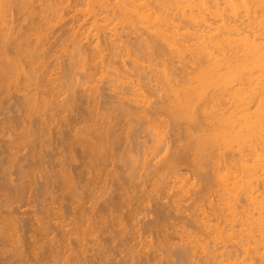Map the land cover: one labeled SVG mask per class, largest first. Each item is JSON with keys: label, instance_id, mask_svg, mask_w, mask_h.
<instances>
[{"label": "bare ground", "instance_id": "obj_1", "mask_svg": "<svg viewBox=\"0 0 264 264\" xmlns=\"http://www.w3.org/2000/svg\"><path fill=\"white\" fill-rule=\"evenodd\" d=\"M76 1L0 0V96L10 98L12 95H7L11 94V89L20 91L21 94L25 93L22 96L19 93L12 96L17 100L11 97L13 99L11 102L14 105L10 106L14 109L12 107H10L11 109L7 108V106L5 109H10L11 113L14 111L15 117L11 115L12 118L10 116L7 118L6 115L5 120H8L1 122L2 125L7 122L14 132H16L15 129L19 131L17 128H22V131H20L21 134L12 132L14 134L12 137L15 138L16 136L15 140L13 138L9 139L8 142L4 140L6 146L4 149H2L3 147L0 148L3 150L0 151V210L4 207L11 210L12 207L18 205L14 207L11 213L2 209V213L6 211V217H1L3 222L1 225L4 226L0 227V264H70L71 262L72 264H104L105 261L109 263L107 262L109 260L106 259L110 257L104 243L100 242V245H96L94 240V245L97 247L89 250L88 242L85 241L88 240V234H90L89 238L91 236L97 238L94 235L109 230L107 224H104L106 221L104 219L108 217L105 218L108 214L106 209H111L114 205L110 204L109 206L108 200L106 206L108 204L109 207H105L102 202L105 210L104 208L101 210L102 205H99L100 212L97 209L96 211L101 213L104 210L103 212L107 214L104 213L103 215L102 212L101 214L97 213L99 214L97 215L94 213L96 215L92 216V211L88 214L89 210L85 209L86 202L82 201H86L94 190L99 189L97 186L99 187L100 184L94 185L96 181H100L97 175L105 174L103 171L106 169L109 171V162L117 165L116 161L122 159V163L125 162L122 167L124 169L126 165L127 169L125 167L124 170L121 168L120 170L124 172L129 169L131 178L132 176L136 177L134 167L143 158L145 167L148 164L151 167L152 163L156 162L152 165L157 178V182L153 180L155 181V193L162 196L164 191L169 189L170 184L172 191L174 193L176 191L174 200L173 198L171 200L170 197L174 209H176L175 206L179 208L181 202L189 200L187 197L190 188L192 190L194 187L190 186L192 179L190 177L188 179V175L184 177V173L182 174V167H188L190 172L194 171L196 178L200 179V185H202L201 188H196L199 183L195 185L198 192L201 190L199 198H197L198 195L195 196L196 199L193 197L195 200L191 206L195 212H193L194 215L192 214L193 217L190 215L192 218L189 219L191 220H188L190 227L184 224L181 244L177 243L176 246H172L168 241L175 239L173 236L174 238L172 237L167 241V249L165 247L163 249L165 252L161 250L167 256L164 264H225L226 262L227 264H264V0H80L81 3L79 0ZM67 11L68 14L69 11L73 12V22L70 21L73 26L68 29L70 35L65 34L66 38L67 36L69 38L66 39L64 36L66 41L64 43L62 40L60 41L66 44L65 46L61 45L65 49L61 51L63 52L62 55L65 56L62 57L66 60L58 61L66 63L64 66L62 64L63 69L58 67V69L63 70L62 73L58 74L59 79H51L53 77L48 75V71L53 69V73L50 72L54 76V72L58 71L55 63L58 66L61 64L56 61L55 63L51 62L53 67H56L54 70L52 65L45 61L46 58L50 60L53 57L48 55L52 51L47 48L55 38L51 39L50 30L48 31L46 28L54 29L57 28L55 27L57 26L56 23L63 24L66 20L64 13ZM17 17H20L21 23L19 24H17L19 22L16 20ZM25 22L26 24L23 25ZM44 30L49 33L47 37L51 40L50 42L45 35L47 32L45 33ZM57 39L60 40L61 38L58 37ZM45 40L47 43L49 42L47 45ZM51 45L57 47L55 44ZM52 46L49 47L52 48ZM57 48L55 49L57 50ZM54 52V57L61 56H56ZM43 55L49 57L44 58ZM41 58L50 65V69H47L49 68L48 64L42 62ZM42 63L46 64L47 67L43 66ZM45 70L47 75H43ZM38 72L42 74L41 77ZM49 76L50 79H48ZM47 79L48 81H46ZM99 83H102L104 87L101 84L102 88H100ZM42 88L43 91H40ZM78 91H82L84 96L81 92L79 95ZM101 91L103 93L110 92L112 95L110 93L109 95L103 94ZM104 95L109 98L104 97ZM61 96L65 97L64 100ZM80 96L83 97L77 99ZM103 97L107 99L104 100ZM4 98L2 100L7 101ZM100 98L104 100V103L100 102ZM111 98L115 100L113 101ZM59 99L60 101H58ZM2 100L0 99L1 110L4 107ZM15 101H17L16 104ZM7 102L11 104L10 100ZM97 102L103 103L102 107H105L104 105L106 107L98 109L100 104ZM54 107L55 109L57 107L61 112L62 110L66 112L69 109L70 112L73 110L74 114L75 108L81 109V112L78 113L77 109L78 114L75 112L74 115L76 117L73 120L74 116L68 118L67 130H64L62 125L65 126V122L57 126L59 122H55L54 116L48 118L49 121L46 120V112L54 110ZM19 112L20 115H18ZM34 119L36 120L33 121ZM70 120L72 121L69 122ZM99 120L104 122L100 125L99 122L101 121ZM124 120L127 123H124ZM134 123L140 125L141 132L138 127L137 130H135L136 127L133 128ZM52 126L54 129L61 127L59 130L53 131ZM1 129L3 128L0 127ZM4 129L7 131L5 126ZM11 129H9L10 132ZM51 129L54 135L51 133ZM143 132L147 133L149 137L144 136L145 140L149 139L147 146H150H145L146 148H144V143H142L143 147L141 145L143 139L141 133L144 134ZM170 132L173 137L174 134L177 135L176 137L179 136V141L178 138L175 141L179 142L180 146L177 145L179 146L177 148L175 144L174 146L177 148L175 150H171L172 148L168 147L169 144L166 145L171 143L170 140L167 141L168 138L166 140ZM51 135L53 136L51 137ZM55 135L57 137L56 143H58L53 146L51 142ZM138 136L142 139L137 138ZM18 137L21 141L27 140L31 144L28 148L30 152L25 153L24 156L21 155V152V156L16 154L19 148L15 146L17 145L15 143L19 142ZM42 138H46L47 142L42 141ZM130 138L133 140L131 141ZM136 138L140 140L137 145L135 143L136 147L141 145L145 150H141L142 148L138 146V150L134 151L133 142ZM126 139V142L131 141L130 145H133L134 148H131L129 143L125 144L124 140ZM16 140L17 142H15ZM53 143L55 145L54 141ZM145 143L147 144V142ZM122 144L130 150H127L128 152L122 150L125 148ZM75 146H78L82 152L76 151V153ZM14 147H17L15 154H13ZM46 147L49 151L52 147L54 148L52 151L46 152ZM144 151H146L145 154ZM42 153H46L49 160H46L47 163L45 161V165L48 164L46 166H51V168L53 166L52 169H55L54 166H58L61 169V171L58 170L60 171L59 175H55L56 181L60 182L57 187L55 186L57 183L54 184L55 179H51L52 175L50 176L53 170H49L50 174L47 175L49 168H44L47 171L44 174L45 177L42 176L44 172L42 168L43 172L39 173L38 168L40 169L42 166L40 162L44 163L43 160L46 159L42 158L43 160H41ZM73 153H79V158L85 160L83 163L85 167L90 168L91 174L93 171H96V174L98 171L100 172L97 175L94 174L98 180L92 176V179L94 177L96 180L94 182L84 176L81 170V172L77 171L78 167L75 168L76 171L72 169L76 172V174L73 173L74 178L72 177L71 170L68 169H71V162L73 165V161L78 158L75 154L77 157L75 159ZM117 153H123V155L126 153V155H121V159L120 157L118 159ZM39 155L41 161H37ZM141 155L144 157L142 158ZM115 157L117 160L114 162L112 159ZM69 161L70 164L68 165ZM117 162L120 163L121 161ZM150 162L152 163L150 164ZM83 163L82 165H84ZM38 164L41 166L38 167ZM111 165L109 163V167ZM115 165L114 167H116ZM142 168L145 173L149 167L147 169ZM87 169L84 168L83 171ZM35 170L43 177L42 181L39 178L41 183L39 180L37 181L36 174L38 173ZM116 171L113 170V172ZM89 173L86 172L87 175H90ZM109 174H112L111 171L105 176L109 177ZM116 174L118 172L114 175ZM150 176L153 175L150 173ZM84 177L89 179L86 184L84 181L88 179ZM102 179L103 183L107 181ZM82 183L84 185H81ZM192 184L194 183L192 182ZM93 186H96V189H93L95 188ZM122 186H126V184ZM109 188H105L107 192ZM65 189L67 190L65 192L69 194L67 199ZM79 189L81 191L86 189V193L92 192L91 189H93V192L87 194L86 200H83L86 193L82 191V197L84 195L82 198ZM119 189L121 194L118 196L115 193L121 202L123 196L129 192L126 193L127 190ZM55 190L56 192H54ZM123 191H126V194ZM102 194L97 196L94 192L97 197H103ZM207 194H215L212 197L216 198V201L211 195V199L208 198L209 195L206 197ZM94 195H91V200L95 197ZM120 197H123L122 200ZM114 198L116 199L115 196ZM126 198L124 199L125 206L129 197ZM68 199L71 203V199H73L74 204L72 205H77V208L74 207L75 211L71 209L73 208L71 204H69V206L71 205L70 208L66 206L64 201H68ZM205 202H207L206 204L209 203L211 212H208L211 214L207 213L206 209L203 212ZM109 203L112 202L109 201ZM95 204H97L96 200L95 203L92 202L93 206ZM53 205L56 206L55 209ZM140 205L142 206L141 203ZM33 206L39 207L37 209L39 214L43 212L48 216L46 218L56 215L58 221H53L55 224H52V220L50 222L49 219L50 223L45 224L41 221L44 218L41 217V219L39 218V226L29 231L32 223H28L30 221L35 222L30 219L31 216L26 214L29 220L25 219V221L24 218L20 221L21 216L17 217L18 221L14 214H23L22 216H24L26 210L19 213L20 209L18 208L28 207L29 209ZM164 206H160L158 211L155 209L158 217L150 223V226L156 230L154 235H157V232L160 234L163 232L164 226L169 224L166 222L168 220L171 222L170 218L175 221L173 217V213L176 215L175 212L172 211L171 217L168 214L171 210L169 212L167 210V213L165 207L168 208V206ZM132 207L134 208V206ZM115 209L114 211H116ZM29 210L26 213L29 214ZM129 211L131 210L129 209ZM136 212H131V214ZM129 213L125 215H129ZM32 214L38 216L36 210H33ZM112 214L114 212L110 215L113 220L117 218L112 217ZM131 214L130 216L133 218ZM121 215L119 216L121 217ZM125 219L127 220V218ZM128 219H130L129 216ZM176 219L179 220V218ZM100 225L108 230H104ZM186 226L189 229H186ZM140 227V230L144 229L142 226ZM177 227L180 228L181 226ZM174 229L176 228L174 227ZM104 232L103 234H106ZM129 232L131 233V231ZM112 234L116 233L109 235ZM159 235L156 238H159ZM164 238H166L165 235ZM102 239L109 240L108 236L107 239L102 236ZM110 240L114 241L113 238ZM229 242L236 245L234 247L232 244V248L234 250L236 248L235 252L234 250L227 251L229 250L227 247H231L230 244V246L226 244ZM162 244L159 242L157 247L161 249L166 243ZM156 245L158 244L156 243ZM8 246L12 250L7 249ZM127 246H123V249ZM134 249H131V252ZM9 250L13 254L9 252V255ZM109 250H113V248ZM156 250L153 251L157 254ZM88 252H91L92 255L88 256ZM112 252L110 253L111 256ZM140 252L141 255L148 254L146 255L147 259H145V255H142V258L141 255H138L142 259V264L145 261L150 263L148 256L153 257V254L145 253L142 250ZM116 254L118 253L115 252ZM136 256L137 254L134 256L135 259ZM138 256L137 258H139ZM240 257L243 259L238 263ZM154 258H152L153 261H155ZM139 259L137 260L139 261Z\"/></svg>", "mask_w": 264, "mask_h": 264}, {"label": "rangeland", "instance_id": "obj_2", "mask_svg": "<svg viewBox=\"0 0 264 264\" xmlns=\"http://www.w3.org/2000/svg\"><path fill=\"white\" fill-rule=\"evenodd\" d=\"M73 2H74V1H73ZM75 2H77V1L75 0ZM79 2L81 3L80 0H79ZM79 2H78V3H79ZM78 3H77V4H78ZM74 4H75V3H74ZM70 13H72V14H70ZM64 14H66V17H65L66 20H65V22H64L63 24H61V23L57 24V23H56L57 26H55V27H57V28H54V29L51 28L52 30H51L50 28H49V29L46 28L48 31L50 30L49 33H50V35H52V36H51V37H52L51 39H53V37H55L54 40H52V42H54V41L56 40V41H55L56 43H55V42H54V43L50 42L51 40L49 39V37H47V34H49V33H48L47 31H45L46 29L44 30L45 33L47 32L46 34H45L44 31H43V33H44V34L46 35V37L49 39V40L47 39V40L50 42V45H49V46H52L51 44H55V45L58 47V48H57V47H55V46L53 45L55 48H57V50H56L53 46H52V48L49 47V46H48V48L46 47L47 49H51V51H52V52L50 53L51 55H50V54H48V55H49L50 57H51V56L54 57V54H53L54 51H55L54 53L56 54V56L61 55V56H58V58H60V59H58L57 57H54V58H56V59H58V60L54 59L53 57L50 58L51 61H50L48 58L45 59V61H47L50 65H52L51 67L54 68V70H56V69H55L56 67H57V69H58V67H60V69H63V66H64L65 63H66L65 61H64L65 63H61V62H58V61H60L61 59H62V60L64 59V58L62 57V56H64V55H62L63 52H61L62 49L65 50L62 46H65V45H66V44H63L64 41H66V40H64V36H65V38H66V35H68V34L70 33V31H69L68 29L71 28L70 26H73V25L71 24V23L73 22V19H72V17L74 16V15H73V12H70V11H69V14H68V11H67V13L65 12ZM64 16H65V15H64ZM15 17H16V15H15ZM19 19H20V17H17L16 20H19ZM71 20H72V22L70 23ZM16 22H17V21H16ZM19 23H21L20 20H19V22H17V24H19ZM69 23H70V24H69ZM25 24H26V22L23 23V25H25ZM66 24H68V25H66ZM65 25H66V26H65ZM52 31H53V32H52ZM67 31H69V32H67ZM52 33H53V34H52ZM67 33H68V34H67ZM65 34H66V35H65ZM45 35H44V36H45ZM69 35H70V34H69ZM58 37H60L61 39H60V40L57 39ZM67 38H69V36H67ZM67 38H66V39H67ZM47 40H45L46 42L44 41L46 45L49 43V42L47 43ZM61 40L63 41V43L60 42ZM57 42H58V43H57ZM59 43H60V44H59ZM61 45H62V46H61ZM53 48H54V49H53ZM52 49H53L54 51H53ZM58 49H60V50H58ZM49 51H50V50H49ZM56 51H60V52H56ZM60 53H61V54H60ZM48 55H47V56H46V55H43L42 57H44V58H45V57H49ZM64 57H65V56H64ZM0 59H1V58H0ZM41 59H42V58H41ZM47 59H48V60H47ZM53 59H54V62L52 61ZM64 60H66V58H65ZM45 61H44V59H42V62H45ZM55 61H56L57 63H60L61 65L58 66V64H56ZM47 62H45V63H47ZM51 62H52V63H55V66H56V65H57V66H56V67H55V66L53 67V64H51ZM48 63H47V64H48ZM49 64L47 65L48 67L50 66ZM62 64H63V66H62ZM42 65L45 66V67H47L46 64H43V63H42ZM42 65H41V66H42ZM43 68H44V67H43ZM45 69H46V68H45ZM47 69H50V67L47 68ZM60 69H58V71L56 70L57 73L54 72V76L52 75V73H53V72H52L53 69H50V71H51L52 73H51L50 71H48V75H50L51 77H53V78H51V79H55V78L59 79V78H58V77H59L58 74L62 73V71H63V70H60ZM40 70H41V69H40ZM41 71H42V70H41ZM41 71H40V72H41ZM49 72H50L51 74H50ZM41 73H42V72H41ZM41 73H40V74H41ZM46 73H47V71L45 70V73H44L43 75H47ZM38 74H39V72H38ZM40 74H39V75H40ZM41 76H42V74L40 75V77H41ZM50 76H49L48 79H50ZM48 79H47L46 81H48ZM57 79H56V80H57ZM40 80H41V79H40ZM50 81H51V80H50ZM52 81H54V80H52ZM51 83H52V82H51ZM101 84H102V83H101ZM101 84L99 83L98 86H99L100 88L104 87L103 84H102V87H101ZM40 85H41V84H40ZM104 85H105V83H104ZM38 89H39V88H38ZM78 90H80V89H78ZM101 90H102V89H101ZM103 90L105 91V89H103ZM16 91H17V90H16ZM16 91H15L14 89H11V90H10L11 94L9 93V95H7V96H10V95L15 96V95H18V93H19L20 96H22L23 94H25L24 92L21 94L20 91H19V92H18V91L16 92ZM40 91H43V88H42ZM80 92H81V94L84 96V94L82 93V91H80ZM80 92L78 91V94H79ZM101 92H102V91H101ZM13 93H14V94H13ZM15 93H17V94H15ZM102 93H103V92H102ZM104 93H105V92H104ZM104 93H103V94H104ZM109 93H110V92H109ZM109 93L106 92L105 94H108V95H109ZM76 94H77V93H76ZM81 94H79V95H81ZM110 94L112 95V93H110ZM12 96H11V97H12ZM64 96H67V95H64ZM64 96H61L63 100H64V98H65ZM76 96H77V95H76ZM83 96H82V97H83ZM1 97L4 98L5 96H0V99L2 100L3 98H1ZM11 97H10V98H9V97H8V98L5 97L4 99H6L7 101L10 100V102H11V100H12V102H13V99H16V98H13V97H12V98H13V99H12ZM82 97L80 96V97L77 98V99H80V98H82ZM104 97H107V96L104 95ZM104 97H103V98H104ZM110 97H111V96H110ZM107 98H109V97H107ZM107 98H106V99H107ZM60 99H61V98H60ZM60 99H59L58 101H60ZM62 99H61V101H62ZM83 99H85V98H83ZM106 99L104 98V100H106ZM16 100H17V99H16ZM104 100H102V99L100 98V102L102 101V102L104 103ZM108 100H109V99H108ZM111 100L114 101L115 99H112V98H111ZM7 101L2 100V102H4V103H3V104H4V107H3V109H2L3 111L0 109V124H1V125L3 124V123H1V122H3V120H5L6 115H7V118H9L8 116L11 117V115L15 117V112L12 110L13 113H11V110H10V109H11L10 107H12V106H10V105H14V103L11 102V104H10V103H8ZM78 101H79V100H78ZM81 101H82V100H81ZM153 101H154V99H153ZM155 101H156V100H155ZM6 102H7L8 104H7ZM79 102H80V101H79ZM16 103H17V101H15V104H16ZM97 103L100 104L99 102H97ZM103 103H101V104L99 105V107H98V104H97L98 109H99L100 107L103 108V109L106 107V105H104L105 107H102V106H103ZM8 105H9V107H8ZM2 106H3V105H2ZM2 106H1V107H2ZM6 106H7V108H10V109H8V110L5 109ZM77 107H78V106H77ZM12 108L14 109V107H12ZM49 109H51V108H49ZM56 109H57V107H56ZM56 109H55V107H54V110H55V111H54V110H49V111H51L52 113H51V112L49 113V111L46 112V113H47L46 120H47L48 118H51V117L53 118V116H54V120H55V122H56V121L59 122V124L57 123V126L60 125L62 122H65V123H66L65 126H64V124H63V125L61 124V125H62V129H64V130H67L66 125H67L68 120H69L68 118H72V116L75 115V112H76V114H78V113L81 112V111H80L81 109H78V108H75L76 110L78 109V110H77L78 113H77V111L75 110V111H74V114H73V110H71V112H72V113H71L69 109H68L67 111L65 110L66 112H64V110H62V112H61V110H58V109H57V111H56ZM4 110H5V112H4ZM6 110H7V111H6ZM47 110H48V109H47ZM101 110H102V109H101ZM101 110H99V112H101ZM9 111H10V112H9ZM53 111H54L55 113H54ZM58 111H60V112H58ZM79 111H80V112H79ZM8 112H9V113H8ZM63 112H64V113H63ZM67 112H69V113H67ZM6 113H7V114H6ZM61 113H62V114H61ZM17 114H18V113H16V115H17ZM51 114H53V115L51 116ZM18 115H20V112H19ZM18 115H17V116H18ZM21 115H22V114H21ZM48 115H49V117H48ZM70 115H71V117H70ZM55 116H56V117H55ZM61 116H62V117H61ZM14 117H13V118H14ZM36 117H37V116H36ZM36 117H35V118H36ZM75 117H76V116H74V117L72 118V120H73ZM11 118H12V117H11ZM37 118H38V117H37ZM63 118H64V119H63ZM7 120H8V119H7ZM7 120H5V121H7ZM35 120H36V119H34L33 121H35ZM37 120H38V119H37ZM49 120H50V119H48L47 121H49ZM62 120H63V121H62ZM64 120H65V121H64ZM66 120H67V121H66ZM72 120H70L69 122H71ZM127 120H128V119H127ZM129 120H130V119H129ZM99 121H101V122H99V124H100V123L102 124V122H104V121H102V120H99ZM125 122H126V121L124 120V123H125ZM6 123H7V122H6ZM6 123H4L5 125H2L3 127L0 125V127L3 128V129L0 130V132L3 130V131L0 133V141H1L0 144H1V145H2V144L4 145V146H3V145H2V146L0 145V148L3 147L2 149H4V147L6 146L5 143H4L6 140H7V142H8L9 139L13 138V139L15 140V138H16V136H15V138L12 137V135L14 136V134H12V132H14V131H12V129L10 128L11 126H8V125H9L8 123H7V126H6ZM126 123H127V122H126ZM101 124H100V125H101ZM134 124H135V123H134ZM134 124H133V128L135 129V127H136L135 130H137V127H138V130L141 128L140 125H137V124L134 125ZM136 125H137V126H136ZM4 126L7 128V131H8L9 129H11V132H10V130L7 132V131L4 129ZM54 126H55V125H54ZM54 126L51 127V128L53 129V131H55V129H56V128L54 129ZM57 126H56V127H57ZM8 127H9V129H8ZM60 127H61V126H60ZM60 127H57V129L59 130ZM123 127H124V126H123ZM17 129H18L19 131H17L16 129H15V131H16L17 133H20V134H21L20 131H22V128H17ZM52 129H51V133L54 135ZM57 129H56V130H57ZM122 130H123V129H122ZM131 130H133V129H131ZM9 132L11 133V136H10V133H9ZM16 132H14V133H16ZM56 132H57V131H56ZM125 132H126V131H125ZM140 132H141V129H140ZM143 133H144V134L141 133V135H143V136H141V135L139 134L141 137H143V139H142L140 136H138L137 138H140V140L142 139V140H141V145H142V147H143V144H142V143H144V144H145V145H144V148H146V147H149V146H150V145L147 146V145H148V140H149V139H148V140H145V139H144V136H146L147 133H145V132H143ZM55 134H56V133H55ZM73 134H74V133H73ZM53 135H51V137H52ZM174 135H175V136L173 137V135H172L171 132H170V134L167 135L168 137H166V140H167V138H168V140H167L168 142H169V140L171 141V143L169 142V143L166 144V145L169 144L168 147H169V148L171 147V148H172L171 150H175V148H176L175 146H177V145L180 144L179 142H176V141H175V139L177 140V138H178V141H179V136L176 137L177 135H176V134H174ZM17 136H18V135H17ZM169 136H170V137H169ZM55 137H56V135H55V136L53 137V139H52V140L55 142V145H54L53 141L51 142L53 146H56V144L58 143V142L56 143L57 140H55V139H57V137H56V138H55ZM147 137H148V135H147ZM18 138H19V137H18ZM137 138H136V139L134 140V142H133V145L135 146V148H134L133 145H132V146L130 145V142L133 140V139L131 140V138H130V140H131L130 142H129V140H128V142H126L127 139L124 140V141H125V144L127 145V143H129L130 147H131V148H134V151H135V150L137 151V150H138V148H137L138 146H139L140 148H142L141 145H138V146L136 147L137 143H138V142L140 143V140H138ZM148 138H149V137H148ZM171 138H172V139H171ZM43 139H44V138H42V141H46V140H47L46 138H45L44 140H43ZM146 139H147V138H146ZM2 140H3V141H2ZM4 140H5V141H4ZM18 140H19L20 143L17 142V140H16L15 142H17V143H15V144H17V145H15V146H17V147H19V148L17 149V147H16V148L14 147L15 149H14V150L12 149L14 152H13V151H12V152H13V154H15V153H16V149H17V153H16V154H17L18 156H21V155L23 154V156H24L25 153L27 154L28 152H30V151H29L30 149H28V148H30V145H31V144H30V142L27 141V140H22V141H21L20 138H19ZM136 140H138V141L136 142ZM12 141H13V140H12ZM26 141H27V142H26ZM124 141H123V143H124ZM167 141H166V142H167ZM174 141H175L176 143H175ZM28 142H29V143H28ZM46 142H47V141H46ZM145 142H147V144H146ZM135 143H136V145H135ZM18 144H20V145H18ZM27 144H28V146H27ZM131 144H132V143H131ZM175 144H176V145H175ZM48 145H49V144H48ZM48 145H47V146H48ZM76 145H77V144H76ZM122 145H123V144H122ZM126 145H123V147L125 146L126 149H125V148H122V150L124 149L125 152H128L130 149L128 150ZM129 145H128V147H129ZM174 145H175V146H174ZM145 146H146V147H145ZM179 146H180V145H179ZM179 146H177V148H178ZM75 147H76V146H75ZM75 147H74V149H77V150H75V152H76V151H77V152H82V151H80V149L78 148V146H77L76 148H75ZM20 148H22V149L20 150ZM53 148H54V147H52V148L50 149V151H52ZM80 148L82 149L81 145H80ZM140 148H139V149H140ZM173 148H174V149H173ZM177 148H176V149H177ZM2 149H0V151H1ZM45 149H46V152H50V151L48 150V147H46ZM45 149H44V151H45ZM19 150H20V151H19ZM127 150H128V151H127ZM141 150H145V149L142 148ZM141 150H139V151H141ZM2 151H3V150H2ZM61 151H62V149L60 150V152H61ZM73 151H74V150H73ZM20 152H21V155H20ZM77 152H76V153H77ZM145 152H146V151H144V154H145ZM10 153H11V152H10ZM18 153H19V154H18ZM76 153H73V156L75 157V159L78 157V158L76 159L77 162H76V160L73 161V165H71L72 162H71V164H70V161L68 162V165L70 164V168H71V169H68V170H69V171L71 170L70 172L72 173V174H71L72 177L74 178V174H73V173L76 174V172H74V170H72V169H75V168L78 167V168H80V169L77 168V171L79 170L78 172H81V171H82V173H83L84 176H87L88 178H90L91 180H93V181L95 182L96 180H94V177H96V176H94V174H96V173H95L96 171H93V173L91 174L92 171L90 170V168L87 167V166L85 167V164H84V163H85V160H83L82 158H79V153H78V154H76ZM47 154H48V153H47ZM75 154L77 155V157L75 156ZM142 154H143V151H142ZM45 155H46V153H45V154L42 153V155H41V156H42V157H41V160H43V159L46 158L45 160H43L44 163L40 160V155L37 156V158H38L37 161L40 160L41 162H40V161H39V162L42 164V166H41L40 164H38V165H39V166L37 165L38 167L41 166L40 169H39L38 167H36V166H35V168H38V170H40V171H39L40 174H41V172L44 171V172L42 173V176L45 174V172L47 173V171L49 172L47 175H49V174H50V171L53 170L54 173H53V171H52V172H51L52 174H50V176L52 175V178H51V179H55V177H56L55 175H59L61 169H60V167H58V166H57V167L54 166L55 169L57 168V170L52 169L53 166H52V168H51V166H50V167L46 166V165H48V164L45 165V161H46V160L49 161V160H48L47 155H46V157H45ZM80 155H81V154H80ZM117 155H118V156H117ZM121 155H122V156H125L126 153H125L124 155H123V153H117V154H116V157H117L118 159H119V157H120V159H121ZM43 156H44V157H43ZM48 156H49V158H50V155H49V154H48ZM116 157L112 159L114 162L117 160ZM141 157L143 158L144 156L141 155ZM42 158H43V159H42ZM80 159L82 160V162H79V163H78V161H81ZM140 159H141V158H140ZM143 159H144V158H143ZM143 159H141V162H142V163L139 162L140 164L137 163L138 165L136 164V165H135L136 167H134V172H135V176H136V177L132 176L134 179H133L132 177L130 178L129 169H128V171L126 170V171L122 172V171L125 169V167H126V165H125V166H124V169H123L122 166H123V164H125V162L122 163V159H121V160H117V161H121L120 163H118V162L116 161L117 165H115L113 162H109L110 165H111V163H113V165H111L112 167L110 166V167H111V168H110V167H109V163H108V169H109V171H107V169L105 168L107 172L104 170L103 173L105 172V174H102V173H101V174H100V176L102 175L101 177H100L99 175H97L98 172H99V171H98L96 175L98 176V178H100V179H99L100 181H96V183H95L94 185H99V184H100L99 187L97 186V188H99V189H96V186H93V187H95V188H93V189H96V190H94V192H95V194H97V196H98V194L105 193V194H102L104 198H103L102 196H101V197H100V196L97 197L96 195H94L93 189H91L92 192H93V194H91L92 192H88V193H86V192H85L86 189H84V191L82 190L83 192L86 193V194H84V195H85V198H84V195H83V197H82V191H81V189H79V191L81 192V197L84 198L83 200H86V198H87L86 196H88L87 194H91L92 196L94 195L95 197H97V199L99 198V199L101 200V201H100L99 199L97 200V199H95V197H94V198H92V200H93V201H92V200H91V197H92V196L89 195V196H90V197L88 198L89 201H87L88 199H87L86 201H82V202H84V203L86 202V203H85V204H86V205H85V209H86V210H89V213H88V211H87L88 214H90L91 211H92V213H91V215L93 214L92 216H94V215H96L97 213L100 212V211H99V205L101 206V205H102V202H103V205H105V207H107L108 204H109V206H110V204L114 205L113 207H111V209L107 208V209H109V210H111V211H109V210L106 209V212L108 211V212H107L108 214H107L106 212H103V211L105 210V207H103V205H102V207L100 208L101 210H102V208H104V210L101 211V213L103 212V213H102L103 215H104V213L107 214V215L105 214V215H106L105 218L108 216L107 219H104V220H106V221H104V224H107L108 229H109V230L111 229V231H109L108 229H106V228H104L102 225H100V226H102V228H103L104 230H108V231H105V232L102 230V231H103L104 233H106L107 235H106V234H103V232L100 231V232L102 233V235H101V233H99V234H98L99 236H98L97 234L94 235V236H97V238H95V237H93V236H91V238H89V237H90V234H88L89 237L86 236V237L88 238V240L85 241V242H88L89 244L91 243L90 245L87 243V245H88L87 247H90V249L88 248L89 250L96 248V247H97L96 245H100V242H101L102 244L104 243V245L106 246L107 252H108V256L110 257L109 259H108V257H107V259H106V260H109V261H107V262H109V263H106V261H105L104 264H121V263H123V264H128V263H129V264H135V263H136V264H142V262H141V261H142V259H141V258H142V255H145V256H146V255H148V254H142V255H141V254H140V253H141L140 250L144 251L145 253L148 252V253H152V254H153V257H152L151 255L148 256V259H149V257H150V259H149L150 261H148V262H150V263H147V261H145L144 264H152V263H153V264H155V263H156V264H158V263H159V264H164L167 256H165L166 253H163V252H165L163 249H164V247L167 249V241H168L169 239H172L173 236H175V239H172L174 243L172 242V240H170L171 242H170V241H168V242H169L170 244H172V246L175 245V244L177 245V243L181 244V238H182V235H183V234H182V231L184 230L183 227H185V225H188V226H189L190 223H188V220L190 221L191 219H189V218H192V217H193L192 214L194 215L193 212H195V211H194V209L192 208L191 204L193 205V202H194V200L196 199V197H195L196 195H198L197 198H199V192H200L201 189H200L199 192H198V191H197L198 189L196 190V188H201V186H202V185H200V179H199L198 177L196 178V174L194 173V171H191V172H190V169H189L188 167H185V166H184V167L187 168V169H185V168L182 167V169H181L182 174L184 173V174H183L184 177L188 175V176H187L188 179H189V177H190V179L193 180V181L190 180V182H191V183H190V186H191V187L194 186V187H192V190H191V188H190V191H189V194H188V197H187V198H189V200H190V199H191V200L189 201V200L187 199L186 201L181 202L180 205H179V208H180V207H181V208L179 209V208H177L178 206H175L176 209H174L173 206H172V203H171V201H170V197H171V200H172V198H173V200H174V198H175V196H176V195H175V194H176V191H175V193H174V191H172V186H171V184H170V185H169V189H166V190L164 191V194H163L162 196L157 195V194L155 193L156 190H154V188H155V185H154L155 183H154V182L157 180V178H156V176H155L154 166H152V165L155 164L156 162H154V163L150 162V164L152 163L151 167H150L149 164H148V166L145 167V166L143 165ZM35 160H36V158H35ZM47 161H46V163H47ZM83 161H84V163H83ZM155 161H156V160H155ZM39 162H38V163H39ZM74 162L77 163L78 166H77V164H75ZM80 163H81V164H80ZM82 163H83L84 165H82ZM43 164H44V165H43ZM79 164H80V166H79ZM119 164H121L120 167H119ZM68 165H67V166H68ZM114 165H115L116 167H114ZM45 166H46V167H45ZM71 166H72V167H71ZM81 166H82V167H81ZM141 166L144 167V168H146V169H147V167H149V168H148L147 171L145 170L146 172L144 173V170H143V168H142ZM83 167H84L85 169H87V168H89V169L83 171V170H84ZM113 167H114V168H113ZM118 167H119V168H118ZM152 167H153V168H152ZM41 168H42L43 171L41 170ZM44 168H49V169H47V171H46V169H44ZM50 168H51V169H50ZM82 168H83V169H82ZM112 168H113V169H112ZM120 168L123 169V170H120ZM139 168L141 169V171H139V170H140ZM111 169H112V170H111ZM116 169H117V171H116ZM126 169H127V167H126ZM135 169H136L137 172H138V171H139V172L137 173V172L135 171ZM137 169H138V170H137ZM49 170H50V171H49ZM58 170H60V171H58ZM80 170H81V171H80ZM88 170H89V171H88ZM113 170L116 171V172H118V174L114 175L116 172H113ZM184 170H185V171H184ZM192 170H193V169H192ZM56 171H58V172L56 173ZM75 171H76V169H75ZM90 171H91V172H90ZM110 171H111L112 174H111V175L109 174V175H108L109 177H106L105 175L108 174V172H110ZM149 171H151L150 173H151V175H153L154 177H153V176H150ZM35 172H36V170H35ZM78 172H77V175H78ZM86 172H88V173L90 172L89 174H90L91 176H90V175H87ZM127 172H128V174H127ZM141 172H143V173H141ZM187 172H188V173H187ZM189 172H190L192 175H191ZM36 173H38V171H37ZM39 173L36 174V175L38 176ZM99 173H100V172H99ZM121 173H123V174H122L123 177H125V178H127V179H124L123 177H121V176H122V175H120ZM124 173H126V174H125L126 176H128V175H129V176L126 177V176L124 175ZM139 173H140V174H139ZM153 173H154V174H153ZM79 174H80V173H79ZM85 174H86V175H85ZM137 174H138V175H137ZM142 174H143V175H142ZM194 174H195V175H194ZM119 175H120V176H119ZM140 175H141V177H140ZM37 176H36V178H38L37 181L39 180V182H40V179H39V178H41V181H42V180H43V177H45L46 175H44L43 177H41V175H39L38 177H37ZM89 176H90V177H89ZM92 176H94L93 179H92ZM103 176H105V177L102 179ZM110 176H111V177H110ZM142 176H143L144 178H143ZM191 176H192V178H191ZM87 177H84V178L88 179ZM118 177H119V178H118ZM149 177H150V178H149ZM75 178H76V175H75ZM98 178L96 177L95 179L98 180ZM106 178H107V179H106ZM108 178H109V179H108ZM139 178H140V179H139ZM151 178H152V179H151ZM155 178H156V179H155ZM86 179H84V180H86ZM101 179H102L103 181H104V180H107L108 182H107V181H106V182L104 181V183H103V182L101 181ZM111 179H112V180H111ZM128 179H129V180H128ZM137 179H139V180H137ZM141 179H142V180H141ZM144 179H145V180H144ZM150 179H151V180H150ZM195 179H196V180H195ZM58 180H59V179H58ZM91 180H90V183H91ZM113 180H114V181H113ZM124 180H125V181H124ZM127 180H128V181H127ZM133 180H134V181H133ZM148 180H149V181H148ZM153 180H155V181H153ZM54 181H56V179H55ZM88 181H89V179L86 180V181H84V184H86V182H88ZM93 181H92V182H93ZM129 181H130V183H129ZM150 181H151V182H150ZM152 181H153V182H152ZM76 182H77V181H76ZM98 182H101L102 184H101V183H98ZM109 182H110V183H109ZM111 182H112V183H111ZM115 182H116V183H115ZM142 182H143V183H142ZM145 182H146V183H145ZM149 182H150V183H149ZM156 182H157V181H156ZM192 182H193L194 184H192ZM195 182H196V183H195ZM40 183H41V182H40ZM56 183H57V185H55L56 187L60 185V184H59L60 182H57V181H56L54 184H56ZM152 183H153V184H152ZM198 183H199V185H198ZM84 184L82 183L81 185H84ZM103 184H104V186H103ZM123 184H124V185L126 184V186H122ZM132 184H133V185H132ZM150 184H151V185H150ZM191 184H192V185H191ZM105 185H106V186H105ZM107 185H108L111 189H110ZM113 185H114V186H113ZM119 185H120L121 187H120ZM128 185H129V187H128ZM153 185H154V186H153ZM195 185H198L199 187L196 186V188H195ZM102 186H103L104 188H103ZM141 186H142V187H141ZM170 186H171V187H170ZM76 187L78 188V186H76ZM100 187H101V189H100ZM114 187H115V188H114ZM122 187H124V188H122ZM127 187H128V188H127ZM131 187H132V188H131ZM134 187H136V188L134 189ZM138 187H139V188H138ZM79 188H81V187H79ZM105 188H107V189L109 188L108 192L106 191L107 189H105ZM118 188H121L122 190L125 189V188H127V189H125V190H127V192H126V191H123L124 194H126V193L129 192L127 195L123 196L124 198L122 197V198H123V201H121V202H120V200L118 199V198H119V197H118L119 194H121V191H120V189L118 190ZM102 189H103V190H102ZM128 189H129L130 191H129ZM139 189L141 190V192H140ZM143 189H144L145 191H144ZM91 190H90V191H91ZM101 190H102V191H101ZM117 190H118V191H117ZM150 190H151V192H150ZM193 190H194V192L192 193ZM65 191H67V190L65 189L64 192H65ZM112 191H114V192L112 193ZM119 191H120V193H118ZM136 191H137V192H136ZM196 191H197V192H196ZM54 192H56V190H55ZM64 192H63V193H64ZM115 192L118 194V196H116V193H115ZM125 192H126V193H125ZM130 192H131V193H130ZM133 192H134L135 194H134ZM139 192H140L141 194H140ZM146 192H147L148 196H147ZM152 192H153V193H152ZM172 192H173V193H172ZM65 193L67 194V192H65ZM190 193H191V194H190ZM194 193H195V194H194ZM197 193H198V194H197ZM66 194H65V196H66ZM131 194H132V196L134 195V196H133V199H132ZM149 194H150V196H149ZM155 194H156L157 196H156ZM173 194H174V195H173ZM200 194H201V193H200ZM68 195H69V194H67L66 199H67ZM104 195H105V196H104ZM112 195H114V196L116 197V199H115L114 196H112ZM128 195H129V196H128ZM138 195H139V196H138ZM141 195H142V196H141ZM169 195H170V196H169ZM171 195L174 196V197H172ZM190 195H191V198H190ZM192 195H193V196H192ZM208 195H209V197H208ZM210 195H211V194H207L206 197H208L209 199H211L212 196H213V197L215 196V194H214V195L212 194L211 197H210ZM107 196H109V197H108L109 199L107 198ZM144 196H145V197H144ZM158 196H159V197H158ZM163 196H164V197H163ZM69 197H70V196H69ZM105 197H106V198H105ZM126 197H127V198L129 197V198L127 199ZM141 197H142L143 200L141 199ZM157 197L159 198L158 200H157ZM160 197H163L164 199H163V198L160 199ZM168 197H169V198H168ZM193 197H195L194 200H193ZM213 197H212V198H213ZM122 198L120 197L121 200H122ZM125 198H126L127 201H128V202L126 201V204H127L128 206H127V205L125 206V203H124V202H125V200H124ZM130 198H131V199H130ZM139 198H140V200H139ZM147 198H148V199H147ZM149 199H150V200H149ZM153 199H154V200H153ZM213 199H214V198H213ZM71 200H72V203H71V201L69 202V199H68V201H66V200L64 201L65 204H67L66 206H69V204H71V205L74 204V200H73V199H71ZM95 200H96V203H97V204H95V206H93V205H92V202L95 203ZM108 200H109L110 202H112V203H109ZM116 200H117V201H116ZM141 200H142L143 202H142ZM159 200H160V201H159ZM192 200H193V201H192ZM214 200L216 201V198H215ZM98 201H99V202H98ZM106 201H108V202H107V203H108L107 206H106ZM148 201L151 202V203H149ZM157 201H158V202H157ZM169 201H170V202H169ZM212 201H213V200H212ZM68 202H69V203H68ZM118 202H120V203H118ZM130 202H131V203H130ZM132 202H135V203H132ZM136 202H137V203H136ZM84 203H83V206H84ZM90 203H91V204H90ZM104 203H105V204H104ZM121 203H122V204H121ZM140 203L142 204V206L140 205ZM146 203H147V204H146ZM160 203H161V204H160ZM162 203H163V204H162ZM166 203H167L168 205H167ZM206 203H207V202H205V204H204L205 208H204L203 212H205V209H206V212L209 213V212H211V207H209V206H210L209 203H208V204H206ZM89 204H90V205H89ZM115 204H116V205H115ZM117 204H119L120 206L117 205ZM133 204H134V205H133ZM138 204H139V205H138ZM143 204H144V207H143ZM145 204H146V205H145ZM156 204H157V205H156ZM170 204H171V207H172L173 210L171 209V207H169ZM71 205H70V206H71ZM75 205H76V204H75ZM97 205H98V206H97ZM112 205H111V206H112ZM122 205H123V206H122ZM131 205L134 206V208H133ZM164 205H165V206H168V208H166ZM182 205H183V206H182ZM13 206H14V205H13ZM17 206H18V205H15L14 207H17ZM70 206H69V208H70ZM109 206H108V207H109ZM115 206H116V207H115ZM118 206H119V207H118ZM130 206H131L132 209L129 208ZM135 206H136V207H135ZM160 206H161V207L164 206L165 209H166V212H167V210H168V212H169V210H171L170 213L167 212L168 214L171 215V217H172V213H173V212H175L176 215H181V216L177 217V216L174 215V213H173V217L175 218V221H174L173 218H170L171 222H170L169 220L166 222V224L169 223L170 225H169V224H167V225L165 224V225H166V226H164V227L166 228V229L164 228L165 231L163 230V232H162L163 234H162V233L160 234V233L157 232V235L160 234V235H159L160 237H159V238H156V237H158L156 234L154 235V233L156 232V230L153 229V227L150 226V223H152L151 221H153V219H154V221H155V219H157L158 215L156 214V213H157L156 210H157ZM188 206H189V207H188ZM14 207H12L11 210H9V209H7V208H5V207H4V209H3V208H2V209H3V210H6V211L8 210V211H10V213H11V211H13ZM33 207H34V206H33ZM33 207H32V208L29 207V209L31 208L32 212H33V210H36L38 216H37V215L34 216V215L32 214V212H30L31 210H29L28 207H23V208L21 207V208L23 209V211H22V209H21L20 207H19L18 209H20L19 213H23L25 210L28 212V210H29V214L26 213V211H25V213H24V214H25L24 216H22L23 214H21V215H19V214H17V213L14 214V215H16L15 218H16L18 221H19L18 218H19L20 216H21L20 218H22V219H20V221H22L23 218H24V221H25V219L29 220L27 216H29V217L31 216L30 219H31V220L33 219L35 222H31V221H30V223H28V224H31V223H32L31 226L33 227V228L30 227L31 229H30L29 231L34 230V227L37 228V226H39L38 224H40L39 220L41 219V217L44 218V219H43L44 221H43L42 219H41V221H42V222H45V224L48 223L49 221L51 222V220H52V224H55L54 222L58 221V220L56 219V217H57L56 215H53V217H51V218H46L47 215H45L43 212H41L42 216H41V214H39V211L37 210L39 207H36V208L34 207V209H33ZM54 207H56V206L53 205V208H54ZM72 207H73V208H71V209L75 211L74 207L77 208V205H76V206L72 205ZM94 207H96V208H95V212L93 211V210H94ZM117 207H118V208H117ZM121 207H122V209H121ZM125 207H126V208H125ZM140 207H141V209H140ZM182 207H184V208H182ZM69 208H68V209H69ZM114 208H116V209H115L116 211H114ZM124 208H125L126 210H125ZM185 208H186V209H185ZM2 209L0 210V213H1V214H0V219H1V217H2V218H5V217H6V213H5L6 211H5L4 213H2V212H3ZM15 209H16V208H15ZM54 209H55V208H54ZM96 209H97L99 212L96 211ZM118 209H120V210H118ZM129 209H130L131 211H129ZM135 209H136V210H135ZM155 209H156V210H155ZM181 209H182V210H181ZM187 209H188V210H187ZM209 209H210V210H209ZM132 210H134L135 212L137 211V212H136L135 214H134V213L131 214V212H134V211H132ZM144 210H145V211H144ZM151 210H152V211H151ZM154 210H155V211H154ZM177 210H178L180 213H179ZM189 210H190V211H189ZM128 211H129L130 213H129ZM143 211H144V212H143ZM157 211H158V210H157ZM172 211H173V212H172ZM208 211H209V212H208ZM16 212H18L17 209H16ZM34 212H35V211H34ZM112 212H114V214H112V217H117V218L114 219V220H116V221H114L113 218L110 217V215H111ZM155 212H156V213H155ZM94 213H96V214H94ZM101 213H99V214H101ZM119 213H121L122 215L119 214ZM123 213H124V214H123ZM126 213H129V215L127 214V216H126V215H125ZM201 213H202V212H201ZM26 214H27V216H26ZM30 214H32V215H30ZM88 214H87V215H88ZM99 214H97V215H99ZM117 214L121 215V217H120L119 215L117 216ZM130 214L133 215V218H131L132 216H130ZM154 214H155V215H154ZM185 214H187V215H185ZM209 214H211V213H209ZM17 215H18V216H17ZM44 215H45V216H44ZM123 215H124V216H123ZM134 215H136V216H134ZM156 215H157V216H156ZM184 215H185V216H184ZM190 215H191L192 217H191ZM4 216H5V217H4ZM36 216H37V217H36ZM89 216H90V215H89ZM89 216H88V217H89ZM125 216H126V217H125ZM128 216H129L130 219H128ZM137 216H138V218H137ZM182 216L184 217V219H183ZM17 217H18V218H17ZM47 217H48V216H47ZM54 217H55V218H54ZM119 217H120V218H119ZM134 217H135V218H134ZM155 217H156V218H155ZM181 217H182V218H181ZM35 218H38V219H35ZM39 218H40V219H39ZM52 218H53V219H52ZM121 218H122V219H121ZM125 218H127V220H126ZM176 218H179V220L176 219ZM185 218H186L187 221L185 220ZM45 219H47V220H46L47 222L45 221ZM49 219H50V220H49ZM54 219H56V220H54ZM123 219H124V220H123ZM172 219H173V220H172ZM180 219H181V220H180ZM48 220H49V221H48ZM128 220H129V221H128ZM133 220H134V221H133ZM137 220H138V221H137ZM184 220H185V221H184ZM53 221H54V222H53ZM107 221H108V222H107ZM111 221H112V222H111ZM118 221H120V222H118ZM127 221H128V222H127ZM130 221H131L132 223H129ZM135 221H136V222H135ZM172 221H173L174 223H173ZM180 221H181L182 223H181ZM1 222H2V219H1ZM1 222H0V227L2 226L1 224H3V222H2V223H1ZM36 222H37V223H36ZM50 222H49V223H50ZM105 222H107V223H105ZM116 222H117V223H116ZM137 222H138V223H137ZM111 223L113 224V226H112L113 228L111 227V225H112ZM119 223H120L121 225H120ZM122 223H123V224H122ZM133 223H135V224H133ZM172 223H173V224H177V225H173ZM109 224H110V225H109ZM143 224H145V225H143ZM179 224H180V225H179ZM184 224H185V225H184ZM34 225H36V226H34ZM123 225H124V226H123ZM125 225H126V227H125ZM146 225H148V226H146ZM3 226H4V225H3ZM3 226H2V227H3ZM100 226H99V227H100ZM137 226H138V227H137ZM140 226H142V228H144V229H141V230H140V228H141ZM171 226H174L176 229H174V227L172 228ZM177 226H181V227H180L181 229L178 228ZM28 227H29V226H28ZM109 227H110V228H109ZM131 227H132V228H131ZM189 227H190V226H189ZM123 228H124V229H123ZM126 228L129 229V230H127ZM147 228H148V229H147ZM150 228H152V229H150ZM167 228H168V229H167ZM171 228H172V229H171ZM177 228H178V229H177ZM187 228H188V227L186 226V229H187ZM28 229H29V228H28ZM125 229H126V230H125ZM138 229H139V230H138ZM146 229H147V230H146ZM188 229H189V228H188ZM35 230H36V229H35ZM113 230H114V231H113ZM142 230H143V231H142ZM150 230H152V231L150 232ZM153 230H155V231L153 232ZM166 230H167V231H166ZM176 230H177L178 232H177ZM190 230H191V228H190ZM129 231H131L132 234H131ZM139 231H140V232H139ZM169 231H170V232H169ZM107 232H110V233H107ZM166 232H168V233H166ZM111 233H116V234H112L113 236H112V235H109V234H111ZM138 233H139V234H138ZM140 233H141V234H140ZM164 233H165V234H164ZM11 234H13V232H11ZM128 234H129V235H128ZM136 234H138V235H140V236H138V235H136ZM151 234H152V235H151ZM167 234H169L170 236H168ZM171 234H172V235H171ZM116 235H117V237H116ZM121 235H122V236H121ZM132 235H133V236H132ZM135 235H136V236H135ZM162 235H163V236H162ZM164 235L166 236V238H164ZM102 236H103L105 239H107V236H108V239H109L108 241H109V242H108L107 240L105 241L104 239H102ZM110 236H111V237H110ZM131 236H132V237H131ZM177 236H178V237H177ZM109 237H110L111 239L113 238L114 241L110 240ZM137 237H138V238H137ZM170 237H171V238H170ZM87 238H86V239H87ZM93 238H95V239H93ZM98 238H101L103 242L100 241L101 239H98ZM131 238H132V239H131ZM173 238H174V237H173ZM91 239H93V240L89 242V240H91ZM96 239H97V241H96ZM122 239H123V240H122ZM133 239H134V240H133ZM94 240H95V241H94ZM98 240H99V241H98ZM132 240H133V241H132ZM153 240H154V241H153ZM93 241L95 242V244H96V243H97V244L94 245V242H93ZM104 241H105V242H104ZM124 241L126 242V244H125ZM127 241H128V242H127ZM129 241H130V243H129ZM131 241H132V244H131ZM135 241H136V242H135ZM151 241H153V242H151ZM156 241H158V242H156ZM98 242H99V243H98ZM106 242H107V243H106ZM111 242H112V243H111ZM113 242H114V243H113ZM116 242H117V243H116ZM119 242H120L121 244H120ZM149 242H150V243H149ZM159 242H160L161 244H162L163 242L166 243V244H165V246H162V245L164 244V243H163V244L161 245L162 247H161V249H160V248L157 247V246H159ZM92 243H93V245H92ZM105 243L108 245V247H107V245H106ZM122 243H123V244H122ZM133 243H134V244H133ZM151 243H152V244H151ZM154 243H155V244H154ZM156 243H157L158 245H156ZM235 243H236V242H235ZM110 244H111V245H110ZM141 244H142V246H141ZM147 244H148V245H147ZM153 244H154V245H153ZM179 244H178V245H179ZM226 244H228V246L231 245L230 248H228V247L226 246L227 249H229V250H227V251H230V250L232 251V250H234V248H232V247H233V246H234V247L236 246V245H234L233 243H230V242H229V243H226ZM229 244H230V245H229ZM232 244H233V246H232ZM109 245H110V246H109ZM117 245H118V246H117ZM122 245H123L124 247H126V246L128 245V246H127L128 249H127V248H124V249H123V246H122ZM150 245H151V246H150ZM176 245H175V246H176ZM91 246H92V247H91ZM111 246H112V247H111ZM113 246H114V247H113ZM110 247H111V248H110ZM129 247H130V248H129ZM147 247H148V248H147ZM154 247H156V248H154ZM112 248H113V250H109V249H112ZM133 248H135V249H134V251L131 252V249L133 250ZM136 248H137V249H136ZM153 248H154V249H153ZM7 249L12 250V249L10 248V246H8ZM119 249H120V250H119ZM125 249H126V251H125ZM129 249H130V250H129ZM148 249H149V250H148ZM156 249H157V250H156ZM159 249H160V250H159ZM166 249H165V250H166ZM10 250L8 251V253L10 252L11 254H13V252H11ZM117 250H118V251H117ZM123 250H124V251H123ZM128 250H129V252H128ZM147 250H148V251H147ZM150 250H151L152 252H151ZM153 250H154V251L156 250V252H157L158 255H157ZM161 250H162L163 252H161ZM235 250H236V248H235ZM235 250H234V252H235ZM109 251H111V252L113 251V252H112V256H113V257L111 256V254H110L111 252H109ZM135 251H136V253H135ZM149 251H150V252H149ZM115 252L118 253V254L115 255ZM144 252H142V253H144ZM8 253H7V254H8ZM10 253H9V255H10ZM119 253H120V254H119ZM123 253L128 254V255L126 256V255L123 254ZM129 253H131V254H129ZM154 253L156 254V256L154 255ZM135 254H137V256H138V255H139V256L141 255V256H140L141 258L138 256V257L140 258V259H139V258H137V256H136V259H135V257H134ZM160 254H161V255H160ZM164 254H165V255H164ZM87 255H88V256H89V255H92V253H91V252H90V253L88 252ZM118 255H119V256H118ZM124 256H125V257H124ZM145 256H143V257H145ZM131 257H132V258H131ZM133 257H134V258H133ZM154 257H155V258H154ZM125 258H127V259H125ZM129 258H130V260H129ZM152 258H154L155 261H153ZM70 259H71V258H70ZM122 259H124L125 261L122 260ZM133 259H134V260H133ZM137 259H139V261H138ZM145 259H147V256H146ZM242 259H243V258H242ZM242 259H241V257H240L238 263H239L240 260H242ZM111 260H112V261H111ZM143 260H144V259H143ZM151 260H152V261H151ZM114 261H115V263H114ZM123 261H124V262H123ZM126 262H128V263H126ZM140 262H141V263H140ZM154 262H155V263H154ZM160 262H161V263H160ZM70 264H72V262H71ZM225 264H227V262H226Z\"/></svg>", "mask_w": 264, "mask_h": 264}]
</instances>
